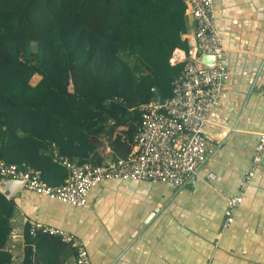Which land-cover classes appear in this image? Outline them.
I'll list each match as a JSON object with an SVG mask.
<instances>
[{
	"label": "trees",
	"instance_id": "obj_1",
	"mask_svg": "<svg viewBox=\"0 0 264 264\" xmlns=\"http://www.w3.org/2000/svg\"><path fill=\"white\" fill-rule=\"evenodd\" d=\"M187 10L184 0H0V161L61 185L69 170L55 151L99 164L106 137L126 157L141 106L170 97L182 72L170 59L189 47ZM14 212L0 190V264L12 261Z\"/></svg>",
	"mask_w": 264,
	"mask_h": 264
},
{
	"label": "crops",
	"instance_id": "obj_2",
	"mask_svg": "<svg viewBox=\"0 0 264 264\" xmlns=\"http://www.w3.org/2000/svg\"><path fill=\"white\" fill-rule=\"evenodd\" d=\"M213 1L229 77L208 116L211 151L196 178L182 187L104 181L91 189L83 207L18 188L7 196L15 202L11 222L19 234L13 239L10 232L8 238L10 264H23L32 221L79 237L93 264H264V165L256 167L234 222L225 230L226 201L219 192H240V177L264 129V0ZM187 18L191 31L192 15ZM97 152L103 161L123 157L106 137ZM209 172L216 175L214 188ZM38 235H30L32 264L75 263L72 244Z\"/></svg>",
	"mask_w": 264,
	"mask_h": 264
},
{
	"label": "built area",
	"instance_id": "obj_3",
	"mask_svg": "<svg viewBox=\"0 0 264 264\" xmlns=\"http://www.w3.org/2000/svg\"><path fill=\"white\" fill-rule=\"evenodd\" d=\"M187 13L192 15L193 30L183 34L188 49L176 48L171 63L184 62L182 72L173 82L172 95L163 101H152L141 106V121L133 139V149L122 158L106 159L97 164L78 163L68 157L55 156L69 174L61 185L44 181L34 168L23 164L0 161V176L21 181L19 188L83 207L89 202L91 189L104 181L148 180L166 182L182 187L193 181L205 164L211 151L206 136L208 116L218 103L229 73L223 61V42L219 32L213 0H184ZM212 56V60H207ZM264 165V129L253 154L252 163L240 177V192L219 191L226 201L222 230L234 222L235 210L243 202V194L258 165ZM209 186L214 188V172L206 174ZM28 233L60 237L76 249L74 264H93L86 244L62 227L32 221ZM17 239V229H11ZM13 247L15 245L13 244Z\"/></svg>",
	"mask_w": 264,
	"mask_h": 264
},
{
	"label": "water",
	"instance_id": "obj_4",
	"mask_svg": "<svg viewBox=\"0 0 264 264\" xmlns=\"http://www.w3.org/2000/svg\"><path fill=\"white\" fill-rule=\"evenodd\" d=\"M212 59H213L212 56L207 57V60H212ZM20 184L21 181L18 179L7 178V177L0 179V189L6 196H9L15 190H17Z\"/></svg>",
	"mask_w": 264,
	"mask_h": 264
}]
</instances>
